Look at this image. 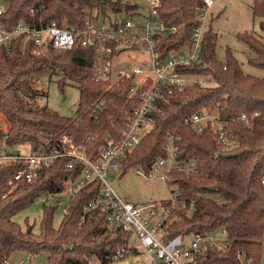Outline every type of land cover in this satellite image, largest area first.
I'll return each mask as SVG.
<instances>
[{
  "label": "trees",
  "instance_id": "1",
  "mask_svg": "<svg viewBox=\"0 0 264 264\" xmlns=\"http://www.w3.org/2000/svg\"><path fill=\"white\" fill-rule=\"evenodd\" d=\"M164 23L176 31L161 40L164 54L192 40L199 24L200 0H158ZM9 7L0 21L10 29L20 19L59 24L83 25L87 19H112L120 12L132 13L137 3L123 0H6ZM33 9V11H31ZM253 16L264 19V0H253ZM264 31V20L260 22ZM237 37L254 55L247 63L264 70V41L249 32ZM218 34L207 27L201 63L192 72L208 73L213 84L195 83L173 89L169 103L155 114V124L136 148L122 161V175L132 168L150 170L156 160L167 156L163 149L168 133L179 136V156L186 167L168 173L170 184L179 190V204L171 209V229L175 233L226 228L229 233V261L237 264L236 253L245 250L260 264L264 239V76L246 73L234 51L227 47L225 59L217 55ZM95 50L77 44L70 49L48 48L37 52L22 38L0 45V141L5 146L31 144L36 148L59 147L62 136L69 135L87 148L95 159L109 136L120 137L127 122L126 111L136 97L131 91L133 77L117 80L94 77ZM50 69L58 73V87L66 81L76 83L79 101L76 116L62 115L48 106L33 108L27 97H36L37 74ZM190 71V70H189ZM188 71V72H189ZM102 102V104H101ZM100 103V104H99ZM217 108V119L196 132L185 122L193 112ZM247 115L246 119L241 116ZM9 123L4 129L2 117ZM220 131L227 138L223 143ZM8 153V151H7ZM72 158L63 156L39 171L37 179L11 190L8 184L21 163L0 165V264L21 250L28 255L47 253L49 264H91L98 258L106 264L112 249L122 245L106 231V214L87 210L89 202L101 193V182L94 180L68 197V212L54 225L59 202L42 205L37 232H23L13 217L41 197L59 194L69 180L82 174L83 165L69 166ZM167 204V202H166ZM111 248V249H110ZM226 256H219L225 258Z\"/></svg>",
  "mask_w": 264,
  "mask_h": 264
},
{
  "label": "built area",
  "instance_id": "2",
  "mask_svg": "<svg viewBox=\"0 0 264 264\" xmlns=\"http://www.w3.org/2000/svg\"><path fill=\"white\" fill-rule=\"evenodd\" d=\"M219 1L200 0L197 7L199 24L193 32L192 40L168 54H164L161 40L176 31V27L167 26L161 19L158 0H152L150 12L142 23L120 14L99 21L87 19L83 25L20 19L8 29L6 23L0 21V45L22 38L24 43L33 44L38 53L48 48L70 49L77 44L93 48L92 71L99 80H113L110 55L115 50L135 49L143 55L148 54L149 68L137 65L131 74H125L133 77L131 91L136 101L126 111L127 122L121 136H109L95 159L88 156L85 145L77 144L69 135L62 136L59 147L51 149L22 145L27 148L25 152H21L20 146L7 147L0 141V165L21 163V167L8 182L11 190L20 184L34 182L40 170L63 156L72 158L70 167L81 163L82 174L76 180L67 181L63 192L49 194V197L63 194L69 197L94 180L101 182V193L89 202L86 209L105 213L107 233L123 243L112 249V256L106 257V264H231L228 257L229 233L226 228L180 233L171 229V209L179 204V190L176 185L170 184L168 173L175 169H195L194 162L186 167L183 165L179 156V136L168 133L163 145L167 156L156 160L150 170L136 168L139 173L147 177H160L173 187L166 200L167 204H135L125 201L110 183V173L120 171L123 159L154 126L155 114L161 111V105L169 103L167 95L173 89L182 90L195 83L208 84L203 74L191 70L201 63L208 15ZM8 7L6 0H0V15L6 13ZM132 15L138 18L141 15L140 9L132 12ZM218 106L219 103L215 109L193 112L185 118V122L196 132H202L210 122L217 119ZM241 118L246 119L247 116L242 115ZM219 137L226 143L224 131H220ZM15 150H18L17 154ZM67 212L65 206L63 216ZM235 258L237 264H254L253 258L245 250H238ZM89 261L92 263L93 258H89Z\"/></svg>",
  "mask_w": 264,
  "mask_h": 264
},
{
  "label": "rangeland",
  "instance_id": "3",
  "mask_svg": "<svg viewBox=\"0 0 264 264\" xmlns=\"http://www.w3.org/2000/svg\"><path fill=\"white\" fill-rule=\"evenodd\" d=\"M131 3H137L141 15L137 18L132 13L120 12L124 17L134 19L136 22H145L151 8L152 0H123ZM142 5V6H140ZM253 0H220L211 10L207 19V27H211L218 34L217 55L221 61L225 59V50L230 47L240 60L246 73L259 77L264 76V70L247 63V56L254 55L249 48L238 39L237 34L249 32L264 41V31L260 27L263 18L253 16ZM104 20L103 15L100 16ZM112 62V79L115 81L125 74H131L137 65L143 68H149L150 62L148 54H141L135 49L115 50L110 55ZM209 84H213L212 78L208 73L202 75ZM61 75L52 73L50 69L37 74L34 78V86L38 92L36 97H27L29 104L33 108L48 106L57 110L62 115L76 116L79 101V89L71 80L66 81L64 91L58 87V80ZM245 115V114H243ZM247 116V115H246ZM5 130H8L9 123L2 117ZM21 152L27 148L20 146ZM110 183L115 192L125 201L135 204H150L153 202H166L171 195L173 187L160 177H147L137 171L136 168L130 169L124 175L119 170L110 173ZM68 197L44 196L33 205L18 212L13 219L18 222L23 232L28 229L37 232L42 217L43 203L51 204L59 202L57 212L55 213L54 225L58 226L63 218V209L67 205ZM47 253L28 255L26 252L14 251L5 264H49ZM91 264H101L98 258H93ZM260 264H264V239L263 251Z\"/></svg>",
  "mask_w": 264,
  "mask_h": 264
},
{
  "label": "water",
  "instance_id": "4",
  "mask_svg": "<svg viewBox=\"0 0 264 264\" xmlns=\"http://www.w3.org/2000/svg\"><path fill=\"white\" fill-rule=\"evenodd\" d=\"M103 54H104V52L101 53V55H103ZM17 153H18V150H15V154H17Z\"/></svg>",
  "mask_w": 264,
  "mask_h": 264
},
{
  "label": "crops",
  "instance_id": "5",
  "mask_svg": "<svg viewBox=\"0 0 264 264\" xmlns=\"http://www.w3.org/2000/svg\"><path fill=\"white\" fill-rule=\"evenodd\" d=\"M140 6H142V5H140ZM34 257H35V255H34Z\"/></svg>",
  "mask_w": 264,
  "mask_h": 264
}]
</instances>
